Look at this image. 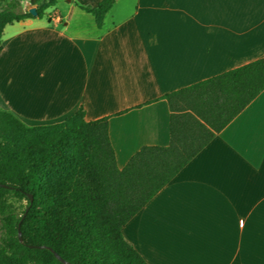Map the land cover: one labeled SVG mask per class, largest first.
Instances as JSON below:
<instances>
[{
  "label": "crops",
  "instance_id": "obj_1",
  "mask_svg": "<svg viewBox=\"0 0 264 264\" xmlns=\"http://www.w3.org/2000/svg\"><path fill=\"white\" fill-rule=\"evenodd\" d=\"M57 0L0 38V109L27 127L107 118L122 169L166 147L162 97L264 57V0ZM23 6L28 10L29 3ZM147 264H264V90L122 228Z\"/></svg>",
  "mask_w": 264,
  "mask_h": 264
},
{
  "label": "trees",
  "instance_id": "obj_2",
  "mask_svg": "<svg viewBox=\"0 0 264 264\" xmlns=\"http://www.w3.org/2000/svg\"><path fill=\"white\" fill-rule=\"evenodd\" d=\"M56 1L28 0L32 15L21 0H0V38ZM113 1L80 9L101 27ZM263 90L264 57L164 95L168 146L142 147L122 169L106 117L85 121L78 108L27 127L0 109V264H64L51 250L70 264H147L123 226Z\"/></svg>",
  "mask_w": 264,
  "mask_h": 264
},
{
  "label": "water",
  "instance_id": "obj_3",
  "mask_svg": "<svg viewBox=\"0 0 264 264\" xmlns=\"http://www.w3.org/2000/svg\"><path fill=\"white\" fill-rule=\"evenodd\" d=\"M28 12H29L30 14H32V15H35V8H34V7L29 8V9H28ZM28 198H29L30 201L32 200V196H31V195H28ZM26 211H27V209H26ZM26 211L24 212L22 218L25 216ZM17 237H18V240L21 241V234H20L19 228H18ZM42 247H43V246H42ZM44 248H47V249L51 250L50 248L45 247V246H44ZM51 252H52L53 255L55 256V258H56L57 260H59L60 262H62V263H64V264H70V263L64 261L62 258H60V256H59L58 254H56L54 251L51 250Z\"/></svg>",
  "mask_w": 264,
  "mask_h": 264
},
{
  "label": "rangeland",
  "instance_id": "obj_4",
  "mask_svg": "<svg viewBox=\"0 0 264 264\" xmlns=\"http://www.w3.org/2000/svg\"><path fill=\"white\" fill-rule=\"evenodd\" d=\"M26 0H21V6H22V8H23V6L25 5V4H27V2H25Z\"/></svg>",
  "mask_w": 264,
  "mask_h": 264
}]
</instances>
